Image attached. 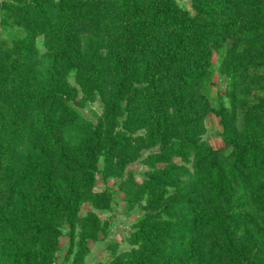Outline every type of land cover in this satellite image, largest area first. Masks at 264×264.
<instances>
[{"label": "trees", "instance_id": "1", "mask_svg": "<svg viewBox=\"0 0 264 264\" xmlns=\"http://www.w3.org/2000/svg\"><path fill=\"white\" fill-rule=\"evenodd\" d=\"M65 1L0 2L2 27L21 29L0 35V184H6L5 194L0 189L2 260L50 264L63 225L73 226L77 218L81 182L86 188L93 182V152L109 154L103 136L77 112L82 98L69 81L72 71L83 92L105 104L113 87L119 109L126 110V124L135 116L144 117L131 123L135 127L156 120L163 149L185 144L196 155L194 170L187 172L196 187L155 209V214L168 209L169 220L145 224L141 231L148 245L138 258L126 257V263L209 264L205 243L215 234L225 253L242 256L235 234L252 231L264 238V218L240 213L234 187L252 185L253 173L264 172V147L240 139L234 106L216 109L230 150L193 138L211 110L205 94L213 51L239 30L231 12L235 0H195L196 15L175 0ZM239 1L247 4L250 17L244 30L264 38V0ZM38 32L46 37L48 54L42 83L34 87ZM263 53L235 50L228 60L252 81L249 66H261ZM249 108L264 113L257 104ZM169 133L167 146L163 140ZM23 229L33 237L28 243ZM38 239L51 241L43 246Z\"/></svg>", "mask_w": 264, "mask_h": 264}, {"label": "rangeland", "instance_id": "2", "mask_svg": "<svg viewBox=\"0 0 264 264\" xmlns=\"http://www.w3.org/2000/svg\"><path fill=\"white\" fill-rule=\"evenodd\" d=\"M2 1L4 0H0ZM175 2L190 15L197 14L195 0ZM247 7L243 1L235 0L233 3L231 12L239 30L221 48L213 51L212 72L205 94L211 110L203 114L198 133L193 136L199 143L216 149H231L221 137L224 126L216 113L221 105L227 109L232 106L236 108L235 129L242 141L250 140L259 147H264V113L253 114L249 108L255 104L258 109L264 108V58L260 60L261 66H249L251 75H254L252 81H248L247 77L242 78L239 66L230 65L228 60L230 52L235 50L252 53L264 50V38L252 36L244 30L250 25ZM1 17L0 13V23ZM18 30L21 29L3 28L0 24V35L3 37ZM34 45L38 50V57L33 64V86L37 87L36 83H42L41 75L44 73L48 54L44 33L34 35ZM252 60L256 63L258 57ZM69 81L80 90L82 103L76 108L78 114L91 123V129H96V135L103 136L109 154L105 155V151L93 152L92 156L96 158L93 182L87 188L81 182L82 202L77 218L73 226L69 223L63 225L62 234L56 241L57 248L52 250L54 259L50 264H127L126 257L138 258L143 247L148 245L141 228L145 224L155 227V224L169 220L171 212L168 209L164 208L166 210L161 214H155V209L164 207L170 200L179 197L182 190L196 187L187 173L194 170L196 155L193 148L185 144L163 149L159 144L160 134L154 130L156 120L151 121L149 126L143 124L135 127V124L131 125L132 122L144 120V117L135 116L126 124V110L119 109L120 102L113 87L108 88L109 97L105 104L94 93L90 95L83 92L74 71L69 75ZM136 105L133 104L132 107ZM32 118H36V115ZM171 141L172 135L169 133L163 143L168 146ZM3 173L1 170L0 178ZM253 177L252 185L234 187L236 195L240 197V213L264 218V172H254ZM5 186L6 184H0L3 194L5 191L2 188ZM92 195L97 196L96 203L92 201ZM99 201H102L101 204ZM22 235L25 243L33 238L24 229ZM235 239L242 256L237 252L225 253V246L219 236H210L205 243L209 257H213H208L209 264H264L263 237L256 232L245 234L244 230H239ZM50 241L51 239H38L36 244L47 246ZM0 264L10 263L4 262L0 256ZM128 264L138 263L131 261Z\"/></svg>", "mask_w": 264, "mask_h": 264}]
</instances>
